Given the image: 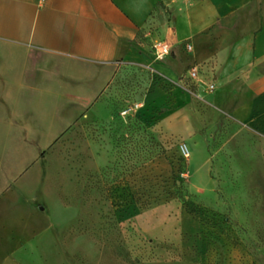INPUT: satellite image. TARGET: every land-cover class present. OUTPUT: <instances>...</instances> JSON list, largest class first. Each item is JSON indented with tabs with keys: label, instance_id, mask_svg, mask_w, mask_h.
Returning a JSON list of instances; mask_svg holds the SVG:
<instances>
[{
	"label": "rangeland",
	"instance_id": "rangeland-1",
	"mask_svg": "<svg viewBox=\"0 0 264 264\" xmlns=\"http://www.w3.org/2000/svg\"><path fill=\"white\" fill-rule=\"evenodd\" d=\"M139 43L150 57L153 39ZM146 64L123 65L7 200L22 249L6 264H264L263 130L198 101L187 111L195 130L169 132L177 108L147 103Z\"/></svg>",
	"mask_w": 264,
	"mask_h": 264
},
{
	"label": "crops",
	"instance_id": "crops-1",
	"mask_svg": "<svg viewBox=\"0 0 264 264\" xmlns=\"http://www.w3.org/2000/svg\"><path fill=\"white\" fill-rule=\"evenodd\" d=\"M142 36L170 43L173 54L151 59ZM131 63L153 71L149 105L177 108L178 125L165 118L169 132L194 131L187 111L202 101L264 133V0H0V264L22 249L10 242L7 200ZM197 64L196 90L180 86Z\"/></svg>",
	"mask_w": 264,
	"mask_h": 264
},
{
	"label": "built area",
	"instance_id": "built-area-1",
	"mask_svg": "<svg viewBox=\"0 0 264 264\" xmlns=\"http://www.w3.org/2000/svg\"><path fill=\"white\" fill-rule=\"evenodd\" d=\"M185 48L186 50L190 51L192 50V45L189 42H185ZM174 46L170 43L156 39L153 40V44L151 46V56L155 60H164L166 57L171 56L173 54ZM202 65H193L190 67L185 74L182 76V78L178 81V84L182 87L189 88L190 85H194V82L198 81L201 74H202ZM216 88V82L213 80L209 83L208 89L210 91L215 90ZM179 152L181 156L185 158H189L191 156V147L187 142H181L179 145Z\"/></svg>",
	"mask_w": 264,
	"mask_h": 264
}]
</instances>
